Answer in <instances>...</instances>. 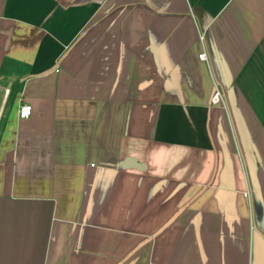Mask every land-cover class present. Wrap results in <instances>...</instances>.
Wrapping results in <instances>:
<instances>
[{
  "label": "crops",
  "instance_id": "obj_1",
  "mask_svg": "<svg viewBox=\"0 0 264 264\" xmlns=\"http://www.w3.org/2000/svg\"><path fill=\"white\" fill-rule=\"evenodd\" d=\"M0 264H264V0H0Z\"/></svg>",
  "mask_w": 264,
  "mask_h": 264
},
{
  "label": "built area",
  "instance_id": "obj_2",
  "mask_svg": "<svg viewBox=\"0 0 264 264\" xmlns=\"http://www.w3.org/2000/svg\"><path fill=\"white\" fill-rule=\"evenodd\" d=\"M200 40H203V36L200 35ZM199 59L201 60H205L206 59V55L205 53H202L198 56ZM210 103L211 105H218V106H222L225 107V100L223 95L220 93V91L218 89H215L211 98H210ZM31 113V107L28 105H21L19 108V117L20 118H27Z\"/></svg>",
  "mask_w": 264,
  "mask_h": 264
},
{
  "label": "water",
  "instance_id": "obj_3",
  "mask_svg": "<svg viewBox=\"0 0 264 264\" xmlns=\"http://www.w3.org/2000/svg\"><path fill=\"white\" fill-rule=\"evenodd\" d=\"M234 117H235V125H236V130L238 132V135L240 137V140H241V143H242V146L244 149L247 150L248 148V143H247V139L245 137V134H244V131H243V128H242V125L240 123V120L237 116V114L234 113Z\"/></svg>",
  "mask_w": 264,
  "mask_h": 264
}]
</instances>
